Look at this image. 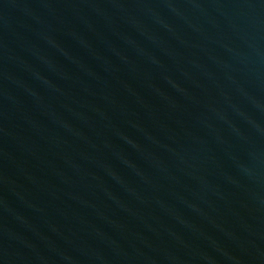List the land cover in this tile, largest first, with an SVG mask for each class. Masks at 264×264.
<instances>
[{
  "label": "water",
  "instance_id": "water-1",
  "mask_svg": "<svg viewBox=\"0 0 264 264\" xmlns=\"http://www.w3.org/2000/svg\"><path fill=\"white\" fill-rule=\"evenodd\" d=\"M0 264H264V0H0Z\"/></svg>",
  "mask_w": 264,
  "mask_h": 264
}]
</instances>
